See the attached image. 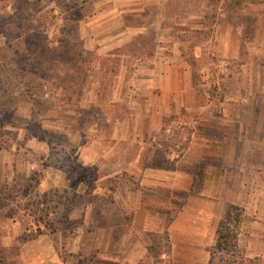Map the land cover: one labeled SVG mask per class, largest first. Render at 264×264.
<instances>
[{"label": "rangeland", "instance_id": "obj_1", "mask_svg": "<svg viewBox=\"0 0 264 264\" xmlns=\"http://www.w3.org/2000/svg\"><path fill=\"white\" fill-rule=\"evenodd\" d=\"M8 1L18 5L20 0L5 3ZM51 1L52 9L0 6V78L9 75L4 96L0 89V107H10L5 101L13 103L8 112L0 110L4 112L0 114V183L37 171L43 176L38 193H43L48 191V181L60 184L65 177L71 189L65 196L73 201L75 191L92 192L93 196L99 187H113L114 178L100 180L113 163L103 162L102 173L87 171L79 166L75 153L100 135L97 129H106L107 120L142 116L150 98L145 92L149 80L146 72L157 54H169L175 44L184 60L188 83L202 93L201 101L205 100V91L210 98L223 96L222 91L231 84V73L240 67V59L225 66L228 72H221L224 66L215 54L214 27L228 20V16H221L223 13L239 9H230L236 0H189L193 9L170 7L162 14L158 9H113L115 0H97V6L92 5L94 0ZM240 9H264V0H240ZM230 19L237 22L235 17ZM125 37L129 42L110 49L113 39ZM83 39L88 41L86 48ZM207 83L208 88L204 87ZM95 94L103 99L97 102L100 109L93 103ZM178 114L170 116V121L192 116L185 111ZM178 127L173 128L172 141L168 139L165 144L182 133ZM103 133L107 136L108 130ZM123 163L124 158H120ZM158 163L171 167L161 158ZM105 194L103 200L93 202L96 220L97 207L107 204L111 197ZM252 194L241 207L243 219L237 229L236 248L232 256L223 257V264L237 263L241 257L264 264V189L254 187ZM76 205L79 207L71 217L78 225L83 204ZM6 214L7 210L0 211V246L11 251L7 255L10 264L47 262L51 243L52 253L61 263L75 264L79 252L71 253V248L82 244V238H76V229L61 227L53 236L46 235L49 239L40 236L19 244L17 237L34 229L31 219L21 211L13 218ZM148 250L153 264H176L170 258L160 259L169 250L165 235H151ZM81 255L92 257L93 264H109L94 249ZM211 264H219V257L214 256Z\"/></svg>", "mask_w": 264, "mask_h": 264}, {"label": "crops", "instance_id": "obj_2", "mask_svg": "<svg viewBox=\"0 0 264 264\" xmlns=\"http://www.w3.org/2000/svg\"><path fill=\"white\" fill-rule=\"evenodd\" d=\"M20 1L12 5L3 0L0 6L53 8L51 0ZM96 3L94 0L92 5ZM188 3L115 0L112 8L193 9ZM230 9L239 10L221 15L228 16V20L214 27V50L224 66L222 73L228 72L225 66L231 61L240 59V67L231 73V84L222 91V97L210 98L205 91V100L201 101L202 93L188 83L184 60L174 44L169 54H157L146 72L149 80L145 92L150 98L142 116L107 120L108 124L103 125L106 129H97L100 135L76 151V161L87 171L102 173L103 162L113 163L100 180L115 181L107 190L99 187L94 191L100 196L111 195L107 204L97 207L100 222L94 219L95 205L81 209L82 223L76 227V238H82V244L76 243L71 253L86 254L94 249L109 264H153L148 253L150 236L165 235L172 263L209 264L217 224L228 207H242L252 197L254 187L264 189V9H240V0ZM87 42L83 39L85 48ZM126 42V37L113 39L110 49ZM95 95L93 103L100 109L98 103L103 99ZM181 111L191 118L182 115L170 121V116ZM176 127L182 133L171 144H165L175 137ZM133 146L135 152L131 154ZM120 158H124L123 165ZM159 158L171 167L160 165ZM48 182L47 190L71 191L65 177L60 184L52 179ZM76 209L70 212L72 220ZM49 248V259L40 264H63L52 253V243ZM164 258H168L166 253L160 255L161 260Z\"/></svg>", "mask_w": 264, "mask_h": 264}, {"label": "trees", "instance_id": "obj_3", "mask_svg": "<svg viewBox=\"0 0 264 264\" xmlns=\"http://www.w3.org/2000/svg\"><path fill=\"white\" fill-rule=\"evenodd\" d=\"M158 10L159 14H162L167 9ZM186 62L192 63L189 60H186ZM8 76L7 74L0 78V89L3 96L7 93L5 83ZM5 102L12 107L13 103L11 101ZM10 107L7 106L4 109L0 107V110H7L6 112H8ZM0 114H4V112L1 111ZM42 178L41 173L32 171L26 177H14L9 183H0V211L7 210V218H13L17 211H21L31 219V226L34 227L33 230L29 228L17 237V243L19 244L34 241L44 235L53 236L61 227L68 231L76 229L82 223L80 220L76 225V221L70 218V212L79 207L76 204L81 203L83 204L81 207L84 208L89 204L93 205L94 200H103L100 195L95 194L92 196V190L89 191L91 193H87L88 195L74 193L73 201L65 196L68 193L67 190L50 189L38 193ZM86 197L89 198L86 199ZM70 203L72 204L69 206ZM242 219L243 209L239 206L230 205L223 219L217 224L215 245L209 250L211 256L209 264H211L214 256H218L219 264H223V257L233 255L236 248L237 229ZM10 252V250L0 246V264H10L7 260V255ZM166 256L171 257L169 250L166 252ZM74 259L75 264H93L94 262L92 257L88 258L81 254L75 256ZM231 264H258V260L241 257L239 262L235 263L233 261Z\"/></svg>", "mask_w": 264, "mask_h": 264}]
</instances>
